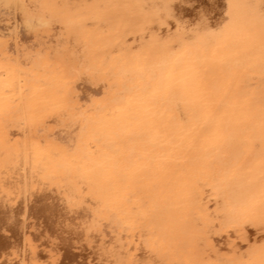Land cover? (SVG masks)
Returning a JSON list of instances; mask_svg holds the SVG:
<instances>
[{"label":"bare ground","instance_id":"bare-ground-1","mask_svg":"<svg viewBox=\"0 0 264 264\" xmlns=\"http://www.w3.org/2000/svg\"><path fill=\"white\" fill-rule=\"evenodd\" d=\"M176 52H180L181 57L177 53V56H174L175 59L178 56L180 58L170 59L169 62V55ZM117 53L120 56H116V58L109 57V55ZM260 57H264V0H0V67L10 71L9 75H6L5 81H0L2 83L0 84V91L6 88L7 90H4L5 94H11V92L14 93V90L16 92L14 93L16 94L15 98L17 97L15 101H12L14 103H12L13 107L7 106L9 103L7 99H0V129H2L0 130V137L7 134L13 135L12 137H16L14 135L18 136L17 140H9L11 142L7 143L6 146L3 145V141H0V264L30 262L35 264H84L88 259H91L92 262L96 254L90 252L89 248L100 241L98 239L83 241V238L98 232L104 235L103 239L110 236L109 232L106 233V231L110 228L109 223L114 221L111 217L116 211L103 208V210L95 209L93 213L88 208L82 209L81 207L85 204H96V202L90 201L88 197L77 196L76 192L78 190L76 192L71 191L73 185L68 180L74 177L76 171L80 177L77 184L85 190L86 187H89L87 180L85 179L83 182L81 179L86 178L87 175L98 174V171H100L96 169L98 164L93 165L91 168L87 167L89 169L85 168L86 170L82 168L75 170L72 167L62 169L64 167L62 165L66 164L67 160L57 158L52 168L55 175L32 178L33 170L28 173L27 161L24 159L26 148L22 141L24 135L23 133H17L18 124H21L24 120L23 115L25 116L28 112L34 115L32 117L33 128H38L37 133L34 135L35 138H38L40 142L49 141L62 147L68 141V139L64 141L62 138V133L66 131H63V123L70 122V124H73L70 120L77 119V115H80L81 112H87V109V113L99 111L100 107L98 105H86L106 77H117L121 85H119L120 83H116L117 85L102 83V85L118 89V86L123 87L127 78L132 75L141 77V80H143L148 75H152L155 71L167 66L169 70L171 69V72L174 69L181 71L180 73L177 72L178 76H176L181 80L174 77V74L172 76L169 74L170 77H167L170 79L165 78L156 82L160 84L159 86L155 83V89L159 88L161 90L162 101L165 106L163 112L176 113V110L182 111L186 108L197 114L201 112L202 106L207 114L204 113L209 116L212 115L211 111H217L224 105L222 103L224 97L220 98L219 96L222 89L230 91L227 95L232 93L230 96H242L244 90L241 89L247 86L246 82L248 81V85L251 84L248 80V78H251L250 74H253L255 70V75L258 72L259 76H262L261 74L264 73V58ZM107 63H113V65H109L108 68ZM105 65L107 70L99 73L100 68L105 67ZM133 65L137 68L123 70L124 67ZM20 68H26L28 71L35 73L33 77H29L27 73L24 74L29 77L26 81L29 89H25L26 87L22 89L18 85L22 81L19 78L23 74L19 70ZM242 68H245L244 72L240 71L243 70ZM226 71L228 73L232 72L226 74ZM248 71L250 74L247 73ZM95 74H97L95 80L100 82L96 85L91 80V77ZM256 76L257 78L254 76L253 79H257L258 85L259 82L264 83V78ZM6 80L9 82L6 83ZM145 81L148 82L145 79L143 84H145ZM143 84L139 88L141 91L147 89L146 85ZM253 84L255 85V82ZM257 86L256 88L259 86L264 87L261 84ZM261 88L260 90L256 89L260 93L256 92L255 96L258 98L254 97V94L253 96L249 95L251 93L248 92V95L242 96L247 100L243 99L239 103L227 105L226 115L224 113L220 114V111H218V116H211L215 118V120L213 119L214 123H208L212 118L208 120L206 116L205 126L198 130H195L196 127H193L188 119V121L180 120L183 112L182 115L177 116L176 114L175 116L174 114L172 117L145 112L144 116L140 117L138 121L146 118L148 120L146 125H149V127L156 125V123L166 124L161 129L164 134L162 137H158V134L155 133L149 134L146 147L164 142L167 144L168 139L172 143L174 137H178L182 133L180 135L182 140L180 138H178L180 141L174 139L176 140L175 146H181L179 151L185 150L184 154L192 156L191 159L187 158L182 161L179 166L187 164L206 168L213 163L221 165V160L229 161L236 155L235 149L238 145L242 144V141L237 137L238 134L251 128L253 123L256 122H259L258 128L252 135L264 134V110H262L263 108L261 110L254 108L257 104L264 105V88ZM28 91L30 92L27 93ZM205 91L210 92L200 94ZM196 93H199V95ZM115 94L110 95L109 100H106L107 103L115 102V99H112ZM257 95H260L261 98ZM40 97H44L43 100L47 101L36 102L34 100ZM159 98L161 97L152 95L144 100L149 106V104L160 100ZM227 99L229 100L228 96ZM28 101L32 103L31 106L27 107L26 103ZM107 103L103 105V108ZM82 106L86 110H82ZM128 107L131 106L127 104L126 108ZM220 110L223 111L225 108ZM237 115L238 119H240L239 117L246 118H243V121L240 120L238 124V120H235ZM133 117H136V114ZM84 119L82 123L85 125L96 127L102 125L104 127L103 130H98L95 127L88 129L83 135L84 139L94 137L101 132L109 133L112 129L115 131L119 127L126 129L128 127V124L123 126L124 123L118 122V118L112 119L111 117L109 120L96 122L88 117ZM172 120L178 122L175 121L176 123L170 124ZM73 122L75 123L76 120H73ZM145 122L130 124V127L133 129ZM44 126H52L53 128L47 132H41ZM91 131L94 132L89 135ZM141 134H146V132ZM125 135L123 134L116 143L118 147L127 146L128 141L124 142L123 139ZM138 135L135 134L134 138L140 140ZM221 135L224 137L223 139L219 138ZM154 136L156 137L155 141H151ZM187 137L190 139L187 140ZM218 138L220 142H217ZM139 142L137 141V143ZM248 145L251 150L245 155V159L250 160L261 156L259 153H255V143H248ZM219 152L220 154H226V157H223L220 161L211 160L205 166L202 162L198 163L197 161L199 157L206 158L210 155L217 158ZM54 153V151H50L48 154H35L40 159L36 160V164L42 163V159L57 157L58 154ZM67 153L69 154V152ZM99 154L97 156L100 157L101 154ZM129 157L130 154L124 156L118 154L115 158L110 157L102 160L105 166H110L116 161H122L123 159L127 161ZM68 161L73 162L75 159ZM166 165L168 163L160 164V166ZM223 166L222 164L221 167ZM257 167L258 172L263 170V175L257 178V181L241 183L240 189L230 185L233 182L232 180H237V177L219 182L217 185L224 190H228L229 197L234 196L235 192L239 190H250V187H254L259 181L264 180V161ZM144 168L143 171L139 168L129 170L125 174L127 177L131 176L132 179H134V176L141 175L142 178L145 176L152 177L150 176L152 175L149 172L150 170ZM32 169L35 170V173L42 171L40 166L37 168L32 166ZM220 170L221 168L214 169V172L208 175L199 173L198 176L214 179ZM165 175L163 174V177H159L158 180L160 182L167 180L168 176ZM255 175L248 174L247 177L252 178ZM123 176L125 175L123 174ZM211 176L213 178H210ZM119 177H122V175ZM239 178L243 180V176ZM176 179L178 183L173 184L170 196L177 198L179 193L185 192V197L170 200L168 196L167 201L164 196L169 195L168 191L163 192L161 190L160 193H154V195H157L156 197L162 198L155 202L152 201V204L166 205L154 207L153 210L148 212L147 217H145L146 215L143 217L142 213L138 214L137 217L141 219L143 217V222L145 221L156 227L158 239L150 243L143 238L142 241L139 240L140 244L146 243L151 248L148 250L147 255L131 260L128 264H143L146 258H149L152 264H183L184 258L182 257L184 254L190 258L194 256L189 264H200V261L205 260L226 264V260H223L225 258L213 256V254L222 250L221 247H218L221 238H218L214 231L215 228L220 227L219 224L224 223L212 224L211 218H215V215L208 213L202 217H196L187 209V207L199 203L194 200L200 193L197 188L203 185L198 184L197 179L192 180L193 171H186L184 176ZM185 179L190 182L187 184L180 183ZM159 181L157 184H159ZM167 182H164V186L169 184ZM109 183L103 180L100 183V188H96L97 190H94L93 193L105 196L106 194L103 195L105 191H101V187ZM157 184H153L151 188ZM158 186L155 189L160 188ZM230 187L233 189L231 190ZM145 188L143 191H151L150 187ZM55 193L67 195L66 198L64 197L65 199L68 198L67 203L70 202L67 209L64 206L62 207L61 203L58 204ZM252 196L259 199L264 198V188L261 192ZM122 201V199L116 200L114 204L122 205ZM99 204L104 203L99 202ZM213 205L222 206L218 200H214ZM248 209H252V211H250L249 216H246L248 217L246 221H249V224H253V221H257V223L260 221L259 223L264 227V199L259 202L256 201L245 211ZM245 211L240 215L247 213ZM158 214L168 215V217L158 219L161 217ZM90 216L91 218L94 217L96 221L86 227H81L80 221L83 218L89 219ZM98 216L101 218L98 219ZM230 219H237L233 223H238L241 220L237 213L232 215ZM243 222H241L240 227L245 230L248 225L246 227L242 226ZM142 233H128L125 236L130 238L134 236L135 238L136 235ZM143 236H138V238ZM123 238L125 237H120L114 241L112 248L107 249L105 247L107 255L117 256V259L122 256L123 249L121 248L125 245L121 241ZM243 240L249 241V235L243 237ZM239 243L233 245L238 248V251L244 248V245H239ZM26 247L31 248L29 249L31 251H26L24 249ZM136 250H139V245L127 249V251ZM46 251L50 255H47ZM238 251L236 250V254L239 253ZM257 251L258 249L252 252ZM145 252L146 250L140 251L138 256ZM205 252H209L212 256L209 254L210 257H205ZM236 254L233 256L234 259L237 258ZM188 257H185V259L187 260ZM106 259L104 258V260ZM195 260L197 261L194 262ZM231 260L227 263L229 264ZM259 263L264 264V260ZM90 264H96V262Z\"/></svg>","mask_w":264,"mask_h":264},{"label":"rangeland","instance_id":"rangeland-1","mask_svg":"<svg viewBox=\"0 0 264 264\" xmlns=\"http://www.w3.org/2000/svg\"><path fill=\"white\" fill-rule=\"evenodd\" d=\"M187 47H189V46H187ZM189 48H191V47H189ZM177 53L179 55L180 52H176V53L169 55V58H168L169 62L171 60H176L179 56L181 57V54H180L175 59L174 56L175 55L177 56ZM112 56L114 58H116V56L118 57V56H120V54L117 53V54L109 55L110 58H112ZM260 58H264V57H260ZM107 64H108V66H107L108 68H109V65H111V66L113 65V63L112 64L107 63ZM106 65H105V67L102 66L100 68L99 73H101V71L107 70ZM134 68H137V67H135V65L126 66L123 68V70H125V69L126 70H132ZM242 69L243 70H240V71L244 72L245 68H242ZM19 70L23 74L19 78L22 81L18 85L21 86L22 89H24L25 87H26L25 89H29L28 88L29 86L27 85L26 81L29 79V77H31V76L33 77V75L35 73H33L32 71H28L26 68H20ZM177 70L178 69H176V70L174 69V71H173L174 73H173V72H171V69L169 70L168 67L166 66V67L162 68L161 70L155 71L154 73H152V75H148L147 78H143V80L146 79L148 81V82L145 81V84H143V80H141V77H137V76L132 75V76L127 78L123 87L118 86L119 87L118 89H114L112 87L108 88V87L102 85V83L105 85H110V84L117 85L120 83L119 85H121V82H119V79L117 77L116 78L106 77V79H104L101 82L100 88H98L97 92L93 96H91L90 101L86 105V106L98 105V107H100L99 111H97L96 113H87L88 109L86 110L84 108V106H82L81 107L82 110H86L87 112H81L82 110L80 109L81 114L77 115L78 116L77 119L76 118L73 119V120H76V122H75L76 124L73 122L72 119L70 121L73 124H70V122H68L70 124V126H68L69 125L68 123H66L67 125L65 123H63V126H64V127L62 126L64 129L63 131L66 130L68 132H66V131H65L66 133L63 132L62 138L64 139V141H66L67 139H68V141H67V143L65 142L64 146L62 145V147L55 145L49 141L40 142V140L38 138L34 137L35 133H37L36 130L38 128H36V129L33 128V119H32V117L34 116L33 114H31L29 112L26 113L25 116L23 115L24 120L21 122V124L20 123L18 124L19 129H18L17 133H23V135H24V138L22 139V141L26 147L24 150V159L27 161L28 173L32 172V170H33V173L31 174L32 178L55 175V171H53L54 169H52V168H53L54 162L57 160V158L58 159L64 158L67 160V163L66 164L64 163L62 165V166H64V167H62V169H67L69 167H72L75 170L76 169L79 170V168H82L84 170L87 167L91 168L93 165L98 164L96 166V169L100 170V171H98V174L87 175L86 178L83 177V179H81L83 182L85 181V179L87 180L89 187H86L85 190H84V188H80L79 184H77V182L80 181L79 173L77 171H76L77 174L75 173L73 175L74 177H71L68 180L73 185L71 188V191L73 190L74 192H76L78 190L76 192L77 196L88 197V199L90 201L96 202V204H91V203L85 204L84 206L81 207L82 209L88 208L89 211L93 212V213H94L95 209H99V210L102 209L103 210V208H104L106 210L107 208H110V209L116 210L114 212V215L111 217L114 221L111 223L108 222L110 228H108V231H106V233L109 232L110 236H108L106 239H103L104 235L99 234V232L94 234V235L84 236L83 241L84 240L94 241L96 239H98L100 241L99 243H97L94 246L89 245L90 246L89 251L95 252L96 256L94 258V261L91 262V259H88L85 261L84 264H90L93 262H96V264H128L129 261H131V260H136L140 256L147 255L148 250L151 247H149V245L146 243L140 244L139 240L142 241V238H143L145 241H149V243H150L151 241L158 239V237H157L158 233H156V231H157V230H155L156 227H154L152 224L146 223L145 221L143 222L142 219L145 215H146L145 217H147L148 212H150V210H153L154 207H158V206L161 207L163 205H166V204L155 205V203H153L155 205L154 206L152 204V201L155 202V201L160 200L159 198H162V197H159V198L156 197L157 195H154V193H156V194L158 192L160 193V191L162 190L163 192L164 191L169 192V195H167V196L165 195L164 199H166V198L168 199V196H169L170 200L178 199V198H184L185 194H186L185 192L179 193L177 198H175L174 196H170V194H171V190L173 189V184L178 183V180L176 178L184 176L186 171H189V172L193 171V179L192 180L197 179V183L203 185L202 187L197 188L198 190H200V193L196 197V200H194V201L199 202V203L198 204L195 203L194 206L187 207V209L190 210L191 214L192 213L195 214L196 217H202V216H204V214H208V213L215 215V218H211L212 224H215V223L218 224L220 222L224 223V224H219L220 227L215 228L214 234H216V236L218 238H221L220 241L218 242L219 243L218 247H221L222 250L219 251V253L213 254V256L214 257L221 256L222 258H225L223 260H226L225 261L226 264H228L227 262H229V260H231V259L233 261L231 260L229 264H263V263H259V262L264 260V227H257L254 224H249L247 226V228L244 230L240 227V224H241V222L247 220L248 217H246V216H249L251 214L250 211H252V209H250V210L248 209L247 211H245V210L247 208H249V206H251L253 203L255 204L256 201L259 202V201H262V199H264V198L259 199V198H255L254 196H252L253 194L262 191V188H264V180L259 181L258 184L254 187H251L250 190H247V189L239 190V191L235 192L234 196H230V197L228 196V195H230L228 190H226V189L224 190V189H222L221 186L217 185L219 182H222V181H225V180H228L231 178H235V177L239 178L241 176H243V180H242L243 182H250L251 183V182L257 181V178H260V176L263 175L262 174L263 170H260V172H258L257 166L260 165V163H263V161H264V155H262L264 153V134L258 133V134L252 135V133H255L256 129L258 128L259 122L253 123L251 128L246 129L244 132L237 135L238 139H240L242 141V144L240 143L238 145V147L235 149L236 155L233 158H231L229 161L221 160L222 164L224 165L223 166L224 169H223V167H221L222 164L216 165L215 163H213L212 165H210L206 168L190 166L187 164L179 166V164L182 163V161L186 160L187 158L191 159V156H192V155L184 154L185 150L179 151L181 149V146H178V147L175 146L176 140H178V138L181 139L180 135H182V133L180 135H178V137L175 136L176 138L174 137V139H176V140L173 139L174 142H172V143H170L169 141H171V140L168 139V142H167L168 145L166 144V142H164L162 144H158V145L156 144L152 147H146L148 145L147 142L149 140L147 139L145 142L144 141L139 142L140 140H138V138H134L133 140H130L127 143V146L118 147V145L116 144L119 141V138L122 137L123 134H127V133H132L134 135L135 134H141L143 132H146L148 134H150V133L154 134L155 133V134H158V137H162L164 135L163 132H161V129L166 124L161 125V124L156 123V125L154 124L153 126L149 127V125H146L148 123L147 122L148 120L146 118H144V120H142V121H138V119L140 117L144 116L145 112H147V111L149 113H153V114L158 113V114H161L163 116H170V117H172L174 114H175V116H176V114L178 116L179 114H181L183 112V115L181 114L182 116L180 117V120L183 119L186 121L188 119L190 121V124H192L193 127L197 128V129L195 128V130H198L202 126H205L204 122H205L207 117H208V120H210L212 118L211 116H213V117H216V115L218 116L219 115L218 111H220L219 112L220 114H222V113L225 114L227 105L229 106L233 103L234 104L237 102L239 103V102L243 101V99L247 100L242 96L248 95V92L251 93L249 95L253 96V94H254V97H256L255 95L259 92V91L257 92L256 89L260 90V88H261L259 86L260 84H261V86H264L263 82H259V85H258V82L256 81L257 79H253L254 76H255V78H257L256 75L259 76L258 72H256V75H255V72H254L255 70L253 71V74L252 73L250 74L248 71L247 73H249L251 75V78H248V80H250L249 83H251L252 85L251 84L248 85V81H247L246 82L247 86H245L243 89H241V90H244V93L242 94V96H236L237 98L234 95L230 96V94H232V93L227 95V93H229L230 91H224L222 89V91H220L222 93H219L220 98L221 97L225 98V96L227 95L229 100L227 99V96L225 98L227 101L223 98L224 101L222 100V103H224V105L221 106L217 111H211L212 113L209 112L212 114V115H209L210 117L208 115H206L207 113H206V111H204L201 104H200L201 112H198L197 114L190 112V110L186 109V108L183 109L182 111L176 110V113H174V112L171 113L168 111L163 112V110L165 109V106L163 104L164 102L162 101L161 90L159 88L155 89L154 86L156 84H158L157 86H159L160 84L156 83V82H159L160 80H163L165 78H169L170 75L172 76L174 74L173 75L174 77L178 76L177 72L180 73L181 71L179 72ZM236 71H238V70H236ZM9 72L10 71H7L5 68L0 67V81L1 82L5 81L4 79L7 78L6 75L8 76ZM26 73L29 77H26L24 75ZM225 73L230 74V73H228V71H226ZM246 74H245V76H246ZM249 74H247V75H249ZM96 75L97 74H95V76L91 77V80L93 81L94 85L100 83L98 80L97 81L95 80ZM250 75L248 77H250ZM252 75H254V76H252ZM261 75H262L261 77L264 78V73H262ZM167 76H169V77H167ZM176 78L178 80H181L178 77H176ZM177 79H176V81H178ZM7 81L8 80H6V83H7ZM254 82H255V85L253 84ZM0 84H2V83H0ZM142 84L146 85L147 89H145L143 91L139 90V88L142 86ZM256 86L258 88H256ZM32 88H34V87H32ZM262 88H264V87H262ZM5 89L3 88L2 89L3 91H0L1 92L0 93V99L1 98L5 99V100L7 99L9 101V103L11 102L10 104L8 103L7 106L13 107L14 103L12 101L13 100L15 101V99L17 98V97L15 98L16 94H14L16 92L13 90L14 93H12V92H11V94L7 93V94H9V95H7L4 92ZM245 89H247V90H245ZM250 89H251V91H250ZM2 92H4V93H2ZM29 92L30 91H28L27 93H29ZM205 92H201L200 94H202V95L207 94L210 91H205ZM115 93H117V94H115ZM112 94H115L114 98H112V99H115V102L109 104V103H107L108 101H106V100H109V97ZM151 94L157 95L158 97H161V98H159L160 100L155 101L154 103H151L148 106L144 99H147L150 96H152ZM196 94L199 95V93H196ZM224 94H226V95H224ZM258 94H260V93H258ZM257 96H259L261 98L260 95H257ZM232 97H234V98H232ZM256 98H258V97H256ZM43 99H44V97H40V98L34 99V100H36V102L47 101V100H43ZM218 100H220V99H218ZM31 103H32L31 101H28V103H26L27 107L31 106ZM106 103H107V105L104 106V108H103V105ZM127 104H128V106L130 105L131 107L126 108ZM156 105H157V107H156ZM78 106H81V105H78ZM101 108H102V110H101ZM206 108L207 107L205 106V109ZM224 108H225V110H223ZM254 108H256V109L259 108V110H261L263 108L262 110H264V105L262 106L261 104H259V105L257 104L254 106ZM202 109H203V111H202ZM220 109H222L223 111H221ZM1 112H2V110H1ZM135 114H136V117L132 118V116H135ZM240 116H242V115L240 114ZM87 117L92 119V120L94 119L93 121H95V122L101 121V120H109V119H111V117H112V119L118 118V122L124 123L123 126H126L127 124H131V125L141 124L144 121H146V122L143 125L135 127L133 129L132 128L126 129V128H122V127L120 128L119 127L115 131H113V129H112V131H110L109 133L101 132V133H98L94 137H91V138L88 137V139H84L83 135L85 132H87L88 129L95 127L98 130H103L102 128H104L102 125L96 127V126H89V125L83 124L82 122L85 120L84 118H87ZM239 118L240 119H238V115L235 117V120L236 119L238 120L237 121L238 124L240 123L239 122L240 120L243 121V118H246V117H243V118L239 117ZM213 119L215 120V118H212L210 121H208V123L209 122L211 124L214 123ZM175 121L178 122L177 120H175ZM175 121L174 120L170 121V124H174ZM52 128H53L52 126H44L43 129L41 130V132H43V131L47 132V131L51 130ZM0 130H2V129H0ZM183 130L185 131L186 129H183ZM41 132H38V133H41ZM93 132L94 131H91L89 135L93 134ZM12 136L13 135H8V134L5 136H2V137H0V141H3L4 142L3 145L6 146L7 143L9 144L11 142V141L9 142V140H12V141L17 140V138H18L17 135H14L16 137H12ZM200 136L202 137V135H200ZM210 136H207V137L211 138ZM221 136L219 138L223 139L224 137L223 136L221 137ZM182 138H184V136H182ZM219 138L217 139V142H220ZM180 139L178 141H180ZM189 139L190 138L187 137V140H189ZM211 139H209V140H211ZM137 141L139 143H137ZM215 142H216V140H215ZM248 143L249 144L255 143V145H256V146H254L256 148L255 153H259L261 156L251 158L250 160L245 159L244 158L245 155L248 154L251 150ZM159 145H161L163 147H160ZM145 148H147V149H145ZM50 151H52V152L54 151L56 154H58V156L57 157L56 156L55 157H48V158L42 159V163L40 162V164H36L37 163L36 160H40V159H38V157H36L35 154H38V153L48 154ZM62 152L63 153L66 152V153L63 154ZM67 152H69V154ZM95 152H97V153H95ZM98 153L101 154V155L99 154L100 157L97 156ZM118 154L123 155V156L125 154H127V155L130 154V157L127 159V161H125L123 159L122 161L114 162L110 166H105L103 160H106L107 158H110V157L115 158ZM149 157H151V158H149ZM223 157H226V154L225 153L220 154V152H219L217 158H215L214 155H210V156H207L206 158L199 157L197 159V161H198V163L202 162L203 166H205V164H208L211 160L220 161V159H222ZM73 159H75V161H73V162L68 161V160H73ZM60 162H61V160H60ZM161 163H168V165L160 166ZM84 164H87V165H84ZM32 166L35 168L40 166L42 168V171L35 173V170L32 169ZM102 166H103V169H102ZM104 166H105V169H104ZM144 167H146L147 169L150 170L149 172L152 174L150 176H152V177H146L145 176L146 178H148V179H146L143 176L145 178L144 179V178H142V175H141V176H134V179H132L131 176L130 177L126 176L127 172H129V170H133V169L136 170L139 168L140 170L143 171L145 169ZM219 168H221V170L216 175V177H214V179H206L204 176L203 177L198 176L199 173H202L204 175H208V174L214 172V169H219ZM87 169H89V168H87ZM50 171H52L53 173ZM123 174L126 177L123 176ZM163 174H166L168 176V178H167V180H163V182L162 181L160 182L158 180V178L163 177L162 176ZM248 174H254V175L256 174V175H255V177L248 178L247 177ZM121 175H122V177H119ZM90 176L92 178H90ZM138 177H139V180H138ZM113 179H114V181H112ZM103 180L110 182L108 185L101 187V191H105V193H103V195H105V194L106 195L101 196L98 193H93L94 190H97L100 188V183ZM158 181H159V184H157ZM46 182H47V180H46ZM164 182H167L169 184L167 186H164V184H165ZM189 182L190 181L187 179L180 181V183H183V184H187ZM51 183H52V181H51ZM153 184H157L156 186L160 185V186H158L160 188L155 189L156 186L151 188V186ZM126 186H128V187H126ZM145 187H150L151 191L150 192L143 191L144 189H146ZM245 190H247V191H245ZM139 191H143V192H139ZM152 195H154V196H152ZM65 196L67 197L66 194L58 193L55 195V199H58V204L61 203L62 207L64 206V208L67 209V207H69L70 202H68V203L66 202L68 200V198L65 199L66 198ZM228 197H229V199H228ZM63 198H64V200H62ZM120 199L123 200L122 205L114 204V203H116L115 202L116 200H120ZM166 200H163V201H166ZM214 200L220 201L222 206L218 207L217 205H213ZM205 201H206V203H205ZM99 202H102L104 204H99ZM130 202H131V204H129ZM201 209H203L204 211L203 210L201 211ZM243 211L247 212L248 214L244 213L243 215H240V213H242ZM90 212L88 213L89 215H90ZM141 213L143 215L142 219L140 217H137L138 214H141ZM236 213L239 215L241 220L238 223H233L232 220L230 219V217ZM123 214H126V215H123ZM158 215H160V214H158ZM154 216H156V215L154 214ZM160 216L161 217L158 216L159 217L158 219H160L162 217H164V218L168 217V215H165V216L160 215ZM100 218L101 217L98 216V219H100ZM95 221H96V219H94V217L91 218V216L89 217V219L83 218V220L80 221V226L86 227V226L94 223ZM104 223H105V221H104ZM135 232H140V233L143 232L142 234L144 236L142 234L136 235L137 238L136 237L134 238V236L131 238L125 236L128 233H135ZM145 232H146V234H145ZM248 235L250 237V240L246 242L245 240H243V237L248 236ZM138 236H143V237L138 238ZM95 237H99V238H95ZM120 237H125L121 240L122 243H124L125 245L123 248H121V249H123L122 253H121L122 256L117 259V256H114L111 254L107 255L105 247L107 249L112 248L114 246L113 242L116 241L117 239H119ZM240 241H241V243H239ZM236 243L237 244L239 243V245H244V248H242V250L238 251V248L233 246ZM137 245H139V250L127 251V249H129L130 247H134ZM24 249L27 251L31 248L26 247ZM257 249H258L257 252H255V253L252 252L253 250H257ZM142 250H146V252L142 253L138 256V253H140V251H142ZM236 250L239 252L238 254H236ZM29 251H31V250H29ZM209 252L204 253L205 257H207V256L210 257L211 254ZM46 254L50 255L48 251H46ZM235 254L237 257L236 259L233 258V256H235ZM185 257H188V256L185 254L183 255V257H182V258H184V261H182V262H184L183 264H189L191 262L190 260L194 256L191 258L188 257L189 259L187 258V260L189 262L185 259ZM104 258H107V259L104 260ZM48 260H50V259H48ZM115 261H117V262H115ZM196 261L197 260H195L194 262H196ZM205 261H203V262L200 261L199 263L200 264H202V263H204V264H219V263H213L212 261H211L212 263L210 261H206V262ZM21 264H35V263L30 262V263H21ZM36 264H38V263H36ZM143 264H152V262H151V260H149V258H146L144 260Z\"/></svg>","mask_w":264,"mask_h":264},{"label":"flooded vegetation","instance_id":"flooded-vegetation-1","mask_svg":"<svg viewBox=\"0 0 264 264\" xmlns=\"http://www.w3.org/2000/svg\"><path fill=\"white\" fill-rule=\"evenodd\" d=\"M131 125L130 124H128V127L127 128H132V127H130ZM129 134H130V136H129ZM134 134H132V133H127L125 136H126V140H125V136H124V142H129L130 141V139L131 140H133V138L135 137V135L133 136ZM128 136V137H127ZM139 137H140V140L141 141H146L147 140V138H148V136H150L148 133H146V134H139L138 135ZM130 137V138H129ZM133 137V138H132ZM156 139V137L154 136L153 138H152V140L151 141H153V140H155ZM154 143V142H153ZM90 178H92L91 176H90ZM210 178H213V176H211ZM90 180V179H89ZM233 182H231L230 183V185H231V187H236V188H238V189H240L239 187L241 186V183H243V181H242V179L241 178H237V180H232ZM226 186H227V184H226ZM230 187V189L232 190L233 188H231ZM251 188V187H250ZM232 220V222L233 221H236L237 219H231ZM231 222V221H230ZM260 222V221H259ZM257 223V221L255 222V221H253V224L254 225H256L257 227H262L263 225L262 224H260V223ZM249 221H244L243 223H242V226H245L246 227V225H249ZM252 223V222H251Z\"/></svg>","mask_w":264,"mask_h":264}]
</instances>
